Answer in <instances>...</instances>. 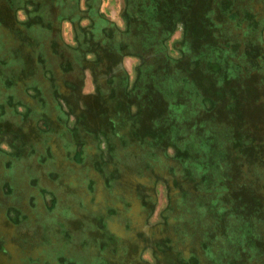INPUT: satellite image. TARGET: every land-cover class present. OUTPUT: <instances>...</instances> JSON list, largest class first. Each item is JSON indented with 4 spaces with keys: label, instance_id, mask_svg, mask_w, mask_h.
I'll return each instance as SVG.
<instances>
[{
    "label": "flooded vegetation",
    "instance_id": "obj_1",
    "mask_svg": "<svg viewBox=\"0 0 264 264\" xmlns=\"http://www.w3.org/2000/svg\"><path fill=\"white\" fill-rule=\"evenodd\" d=\"M165 1L166 4L160 0H121L125 6L127 34L103 16L105 9H102V0H0V49L6 46L0 60L3 66V69L0 66V129L2 125L6 126L3 134L15 139L14 127H17L19 120L22 123L26 121L30 125L25 131L33 142L38 141L39 146L38 152L32 149L30 153L38 156V153L45 151V155L50 156L49 148L42 144L51 137L62 138L66 133L74 143H79L78 152L98 156L95 171H99L97 174L102 178L100 183L104 189H115L112 186L116 185L118 189H126L130 199L134 200L123 203L121 209L108 207L105 212L96 215L94 226L86 230L87 238L84 236L81 240L80 237L75 240L76 231L82 232L81 229L85 227L81 223L79 229L76 221L81 216L76 215L69 222L66 232L59 233L55 241L50 238L45 241L36 226L39 218L47 212L57 211L63 215L65 210L71 214L75 209L58 198L57 189L36 187L31 181L29 185L14 191L12 185L8 184L14 163L9 160L0 162L1 173L5 176H0V264H40L45 257L43 250L57 243L69 247L72 257L61 254V264H101L103 251H112L114 256L125 260L124 264H217V260L218 264H264V74L260 73V78L256 75V82L248 80L244 72L241 79L234 78L235 86H231L229 93L245 95L242 101L245 108L253 104V122L248 121L243 133L232 140L230 147L219 145L224 160L212 163L207 159V152L189 156L188 150L195 149L190 143L200 148L199 142L192 140L196 123L197 127L199 123H204L203 127L207 130L212 127L210 125L221 124L217 117L208 118L203 113L196 123L181 126L178 117L190 114L185 110L190 98L187 94L178 99L179 104H173V98L166 97L163 108L159 109L161 122L177 126L178 141L173 136L176 135L174 132L170 133V137L165 134V139L159 137L155 141H151L153 138L150 135H137L128 141V135L133 133L138 120L132 111L135 100L119 98L120 92L115 95L121 89L117 86L119 82L125 86L131 80L130 73L122 65L123 58L140 56L141 66L162 63L164 66L158 65V69L170 73L181 72L183 66L180 62L182 59L170 57L164 45L175 30V25L167 33L163 25L159 29L155 27L158 23L154 19L155 14H164L168 0ZM207 5L204 11L198 13V21L203 31L207 30L214 39L209 49L213 56L231 67L239 68L237 71H243L246 64L264 68V0H208ZM117 6L116 0H108L104 8L109 10ZM142 20H146V23ZM132 21L134 24L130 26ZM65 23L71 24L68 25L67 34L77 41L78 49H73L63 40ZM23 27L24 31L21 30ZM33 28L41 29V39L35 37L39 35L38 32L28 30ZM152 29L159 31L155 33V39H151L147 33ZM151 34L154 35L153 32ZM245 37H250L251 42L245 43ZM18 40L24 47H17L16 51L20 50L19 58L25 63L19 72L15 69V61H19L15 53L18 52L14 51ZM158 42L161 47L164 46L161 48L164 56L159 54L156 57ZM252 48L255 53L249 55ZM87 51L95 54V59L86 58ZM182 51L185 54L186 50ZM66 65L70 66L67 70ZM34 66L37 68L34 69ZM98 69L104 71V76L110 73V77L106 79L101 73L100 78L96 72ZM87 70L92 71V85L99 93L96 99L101 106L97 107L112 116L113 128L118 130L114 137L124 135L122 139L119 138L120 144H109L112 148L110 155L104 148L107 142L101 144L102 138H106L104 133L98 135L97 131L94 132L93 139L88 137L86 131H82V137L75 134L78 129L68 125L70 115L59 99L63 97L67 105L80 114L81 111L72 103L74 91L67 84L83 87V81L89 75ZM110 83L115 88L111 89ZM238 86L249 91H241ZM80 92L84 105L94 98L81 89ZM115 111L120 112L117 118ZM35 118L40 119L38 125L33 122ZM34 125L39 135L35 133ZM117 125L121 127L118 129ZM208 133L212 137L211 132ZM4 145L5 139L1 141L0 149L7 152L8 149L2 148ZM92 147L96 150L91 154ZM167 147L174 148L175 153L169 155ZM117 149L121 153H130L133 161L138 162L136 167L122 168L113 154ZM60 150L52 151L54 158L50 156L54 159V168L42 173L47 183L64 185L65 188L72 180L67 174L77 172L68 164H58L62 160L55 158L60 156ZM142 155H145L143 160L146 165L140 163ZM178 161L186 164L176 167ZM197 165L202 167V178H197L194 173ZM94 175V172L84 175L87 189L78 202L80 207H84L86 202L95 201L93 185L99 182ZM159 183L165 186L167 204L158 218L152 221L161 190L157 189ZM65 190L61 192L65 193ZM192 193H198L204 199L198 209L206 215L202 220L210 218L209 225L205 223L198 229L203 234L196 242L197 250L194 246L189 249L188 241H183L184 245L178 247L174 240V229L178 222L182 223V218L180 220L178 216L179 198L190 197ZM3 197L7 199L8 205H3L5 207L1 206ZM80 212L83 221L92 217L87 212ZM142 213H145L143 217ZM204 234L206 236L202 238ZM182 239L185 237L182 236ZM63 249L61 247L60 251ZM54 258L49 259L53 261Z\"/></svg>",
    "mask_w": 264,
    "mask_h": 264
},
{
    "label": "rangeland",
    "instance_id": "obj_2",
    "mask_svg": "<svg viewBox=\"0 0 264 264\" xmlns=\"http://www.w3.org/2000/svg\"><path fill=\"white\" fill-rule=\"evenodd\" d=\"M116 1L118 3L117 8L111 7L109 8V10H107L104 7L108 5V0H102V9H105L102 14L104 17L108 18V20L114 22L117 26H119V28L122 29L121 32L127 33L128 30L125 29L127 21L125 18V6L124 4H122L121 0ZM160 1L166 4L165 0ZM172 1H167L165 12L162 16H159V14L157 13L155 14L156 17L154 16V19L158 22L155 27L159 29V26L161 27V25H163L164 31L167 33L170 31V29L173 30L175 25V30L164 41V45L166 46L168 55L170 57L182 59L180 61L181 63H183L181 72L177 71L175 73H170L166 72L165 69H158V65L164 66L162 63H159L157 65L147 63L146 65L141 66L139 65L142 63V58L140 56L125 57L122 60V65L124 67V70L130 73L131 80L129 84H125V86L119 82L117 86L121 89L116 91L115 95H117V92H120L119 98H129L135 100V103H133L132 111L134 112L133 114L136 115V120H138V122L136 123V128L133 133H129L128 136L130 137L128 141L131 140L132 137H136L137 135H150L151 138H153L151 141H155V139H158L159 137L162 139L165 134L169 135L170 137V133L172 132L176 133V135L173 136L174 138L176 137L177 140V132L179 131L177 129V126L166 125V123L161 122L159 118V109L163 108V100L166 97L173 98V104H179L178 99L182 98V95L187 94L188 96H190V98L188 99V108H185V110L190 112L189 116H184L183 114V116L181 115V117H178V122H180L181 126H183L185 123V126L196 123L198 117L203 113L204 115L206 114L208 118L213 116L217 117L221 125L215 123L216 126L210 125L212 127L210 128V130H207L205 129V127H203L204 123H199L200 127L199 125L197 127L196 123V125L194 126L192 140H194L195 142H199L200 148H197L195 145L188 142L193 148H195H190L188 150V154L189 156H194L197 153L207 152L209 153V156L206 153L207 159L210 162L215 163L219 160H224V158L222 157L223 152L221 151L219 145H224L227 148L230 147V143L232 142V140L238 139V137H240V135L243 133V127L247 125L248 121L253 122V119L251 118L254 111L253 104L248 108H245L242 104V101L244 99L243 97H245V95L241 96L238 95V93H229L231 86H235L234 78L241 79L244 72V75L249 78L248 80H254V82H256V80H258L256 75L259 77L260 73L264 74V68H256L253 64H246V66L243 67V71H237L239 68L231 67L225 61L218 60L213 56L212 51L209 49L211 48L210 46L213 45L214 39L210 37V34L207 33V30L203 31L201 23L198 21V13H200V11H204L207 8L208 0H205V2H203V0ZM29 6H31L30 3ZM162 9L164 8L162 7ZM50 18L51 17H49L48 20ZM142 21L146 23V20ZM211 22L215 23L214 20H211ZM133 24L134 22L132 21L130 26H132ZM68 25L71 26V24L69 23H65L63 25L65 28H63L62 38L67 44H70V47H72L73 49H78L77 41H75V39H73L72 37H69L70 34L69 36L67 34ZM158 29L148 30V36H151V39H155V33L159 32ZM21 30L24 31L25 27L21 28ZM28 30L32 33L38 32L39 35H35V37H37L38 39L42 38L43 32L40 28H33ZM151 32H153L154 35H152ZM248 35L250 36L251 34ZM243 40L245 43L251 42L250 37H245ZM0 41H2L1 38ZM157 44H159V42ZM5 47H2L0 49V60L3 58L2 50ZM17 47L23 48V43L20 41L19 43H15L14 51L17 50ZM161 48H164V46L161 47V44L156 46V57L159 56V54H162V56H164V52L161 50ZM182 50H186L185 54ZM16 52L18 53H14L16 55V58L18 57L19 61H15V69H17L19 72V70H23L22 68L25 67V63L19 58L20 50ZM104 53L107 54V51H104ZM254 53V48L249 50V55H253ZM186 54L189 57L186 56ZM183 55L185 56L183 57ZM85 57L88 59H95V54L87 51ZM238 65L242 66V64L240 63ZM0 66L3 69L1 61ZM69 67L70 66L66 65V70L69 69ZM104 67L105 65H103V68ZM35 68L37 67L34 66V69ZM258 69L260 70L258 71ZM96 72L97 75L102 78L104 71L98 69ZM87 73H89V75L88 78L84 79L83 87L78 88L76 86L67 84V86L74 91V95H72V103L81 111L80 114H77L74 109L69 107L64 101L63 97H59V99L62 103L63 109L67 113H69L68 116L70 115L71 121L68 125H70L71 127H75V129H78L75 134L82 137V131H86L88 133V137L90 139H93L94 132L96 133L97 131L96 134L98 135L104 133L106 135V138H102L101 144H105V141L107 142L108 145H104V148L105 152L110 155L112 148L109 144H120L121 141L119 140V138L122 139L124 135L117 134V136L114 137V134L118 130H115L113 128L112 116L106 115L103 109L97 107L101 106L97 101L98 99H96L98 98L97 96L99 95V93L96 91V89L93 88L92 85V71L87 70ZM251 74L253 75V77ZM103 77H106V79H108L110 77V73L107 72V74H105V76L103 75ZM177 80L179 81V83L177 82ZM175 83H177L178 85H176ZM245 84H242V86ZM249 84L250 82L248 81L247 86H249ZM238 87L241 88V91H244L246 93L247 91H249L245 87ZM110 88L113 89L115 88V86L110 83ZM80 89L83 92L85 91L86 94L94 96L93 99L87 101V104H85V108H83V106H85L84 103L81 102ZM182 89H184V91ZM129 91H131L132 93H130ZM116 111L114 115L117 118L118 113L120 112L118 111V113H116ZM39 120L40 119L35 118L33 120L34 124L38 125ZM28 125H30V123H26V121L22 123L21 120H19L17 127H14L15 130L13 134L17 135L15 139L11 136L7 137L9 136L8 134H3V129L6 128L5 125H2L0 129V143L3 139H5L6 145H4L5 147L2 148L8 149L7 152L1 151L0 149V162L9 160L14 163L13 169L10 171L11 175H8V184L12 185L14 191L16 189H20V187L22 186L29 185L30 181L32 182L31 184L33 186L35 185L36 187H50L51 189H57L58 198L75 209V211L73 210L74 212L71 214L69 211L66 212L67 210H65V214L63 215L57 211H54L52 213L47 212L46 215H42L39 218V220L36 222V226L39 230V234L45 241L49 240V238L52 241H55L54 238L59 237V233L63 234L64 232H66L69 222L75 219L76 215H78L79 217L81 216L80 219L76 221L79 229H81L82 227L81 223H83L85 227L81 229L82 232H80L79 230L76 231L75 234L77 238L75 240L77 241L79 237V240H81L82 238H84V236L87 238L88 233L86 230L94 226V217L96 215L105 212L108 207H111L113 209H121L123 207V203H126V201L128 202V200H133L130 199V195L128 194L126 189H118L116 185L112 186L115 189H104L103 184L100 183L102 178L100 175H98L99 171L97 172L98 174L95 171V168L98 164L97 160H99L98 156H89L78 152L79 143H74V141L71 140L66 133H64L65 135L62 134L64 136L59 139L51 137L42 145H45V148H49L50 156H52L53 158L54 155L52 154V151L54 152L56 149H61L60 156H56L55 159L57 161L62 160L63 163L59 162L58 164H63V166H67L68 164L70 167L75 169L77 173L71 174L73 176L67 174L72 178L71 182H68V187L64 188V185L58 186L50 182L47 183V179L44 178L42 172L46 173L54 168L52 167V161L54 159L49 155L46 156L45 151L40 153L41 155L38 153V156L30 153L32 149H35L36 152H38L37 147L39 146L38 141L33 142V140H31V138L29 137V133L25 131L27 130L26 128ZM117 127L119 129L121 126L117 125ZM99 128H103V130ZM86 129H89L90 131ZM114 130L115 132L113 133ZM208 132H211L212 137ZM35 133L37 135H39L40 133L39 130L38 132H36V126ZM122 133H126V131ZM84 148H87V146H84ZM95 150L96 148L93 149L92 147L90 149L91 154L92 152H95ZM166 150L169 155L175 153L174 148L172 147H167ZM216 152H218L217 156H215ZM113 154L119 159V164L122 168L126 166L127 168L133 169L138 164V162L136 163L135 161H133L132 155L130 153H121L117 149ZM143 159H145V155H142V160L140 161V163H144V165H146V162ZM175 164L176 167H180L184 166L186 163L184 164V162L178 161ZM1 171L2 169L0 167V176L2 175ZM89 171L96 174L94 175V177L99 182L96 183V185H93L95 201L86 202L84 203V207H80V197H82L83 191H86L87 189V183L84 180V175L89 174ZM194 173L196 174L197 178H202V167L197 165L196 171H194ZM2 176L5 177L4 175ZM63 189H66L65 193L61 192ZM157 189L161 190L155 212L151 217L152 221L155 218H158V214L163 208L166 207L167 204V193L164 184L159 183ZM180 199L182 202L180 201L178 216L180 217V220L182 218V223L178 222L176 226L177 230L174 229V231H176L174 240L176 242V246L178 247H180L182 244L184 245L183 241H188L186 242V244L189 246V249L194 246V249L197 250L196 242L200 240V237L203 234L198 231V229L201 228V225H204L205 223L209 225L210 220V218H208L206 221L202 220L206 215L202 213V211L198 210L200 209L199 204L204 202V199L200 197L198 193H192L190 197L184 196L183 198H179V200ZM6 200V197L2 198L1 206L8 205ZM80 211L87 212L88 215H92V217L90 219H87L86 221H83V214ZM144 214L142 213L141 216L143 217ZM58 215L62 216L58 217ZM5 224H7V222H5ZM197 225H200V227H197ZM182 236H184L185 239H182ZM205 236L206 235L204 234L202 238H205ZM72 238L74 240V237ZM61 247H63L64 249L60 251ZM69 250L70 248L66 247L65 244L60 245L59 243H57L54 246H49L47 247V250H43L42 253H44L45 257L44 259H42L40 264H61L62 260L59 258L60 255L66 254V256L71 257ZM54 251H57L58 253L56 254ZM101 255L103 257L101 264L125 263V260H122L120 256H114L112 251L108 253L103 251ZM95 257L97 256L95 255ZM49 258L54 259L53 261H50ZM218 262L219 260H217V264Z\"/></svg>",
    "mask_w": 264,
    "mask_h": 264
}]
</instances>
